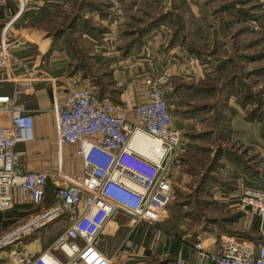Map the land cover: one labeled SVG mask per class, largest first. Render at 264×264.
<instances>
[{"label": "built area", "instance_id": "1", "mask_svg": "<svg viewBox=\"0 0 264 264\" xmlns=\"http://www.w3.org/2000/svg\"><path fill=\"white\" fill-rule=\"evenodd\" d=\"M28 4L31 0H19ZM41 3H46L47 1ZM17 43L0 41V68L17 66L26 72L33 63L15 52ZM168 76L150 70L143 78L147 92L130 115L116 102L93 96L88 84L73 80L62 100L55 105L59 144L51 170L22 171L18 142L34 139L32 113L14 94L0 93V210L14 205L13 189L23 201L38 204L45 196L48 180L55 183L51 206L21 225L31 228L67 212L69 222L57 237L39 252L19 250L13 264H112L114 254L127 247L134 254L138 240L129 233L141 226L142 234L154 240L172 238L156 223L163 220L173 198L174 177L182 156V131L174 125V113L167 100ZM135 133L159 140L160 154L150 157L131 140ZM73 144L81 159L74 174L63 172L61 145ZM247 217L257 218V239H239L221 234L205 243L198 238L191 244V264H264V185L244 186L236 202ZM121 212L128 216V233L112 254L99 247L100 234L108 220ZM29 229V230H30ZM2 235L0 238H2ZM176 264H187L178 254Z\"/></svg>", "mask_w": 264, "mask_h": 264}, {"label": "rangeland", "instance_id": "2", "mask_svg": "<svg viewBox=\"0 0 264 264\" xmlns=\"http://www.w3.org/2000/svg\"><path fill=\"white\" fill-rule=\"evenodd\" d=\"M169 1V11L174 14L169 32L182 24L184 36L179 37L187 39L193 67L184 68L179 77L168 76L166 83L174 125L182 131L183 151L174 177L173 198L166 216L156 224L173 233L172 238L162 239L179 236L190 243L221 234L241 240L252 239L249 235L258 237L257 227L248 224L249 217L236 202L242 188L250 186L246 182H264V0H194L191 5L185 3L187 0ZM67 2L63 9H37L25 16L31 18L32 26L65 27L78 14L76 5L83 0ZM157 2L160 9L167 5V1ZM142 3L134 12L144 18L153 15L156 10ZM184 3L181 9H172ZM72 34L67 32L65 46L70 44ZM120 107L125 113L131 112L125 104ZM254 115L258 117L248 118ZM213 162L216 167H210ZM202 178L208 179L206 185H199ZM64 214L41 224L44 234L34 227L11 237L0 250V258L13 264L11 250L34 252L41 236L45 245L50 244L66 224ZM114 217L111 221L118 222L115 236L100 235L98 241L100 248L112 252L129 229L127 215L118 212ZM22 223L0 227V237ZM162 239L153 240L146 254L137 255L136 250L123 263L114 259L112 264H176Z\"/></svg>", "mask_w": 264, "mask_h": 264}, {"label": "crops", "instance_id": "3", "mask_svg": "<svg viewBox=\"0 0 264 264\" xmlns=\"http://www.w3.org/2000/svg\"><path fill=\"white\" fill-rule=\"evenodd\" d=\"M45 1L47 2L41 3L42 0H31L24 5L19 0H0V41L17 43L15 52L34 65L30 72L13 65L9 68H0V93L14 94L17 101L33 116L34 139L18 142L15 147L21 152L22 171L54 168L53 160L57 158L59 150L54 109L73 80H77L81 85H90L94 97L108 98L116 102L121 110L120 104H125L127 110H131L125 114L130 115L135 104L145 99L147 89L143 84V78L150 70L159 74L165 73L172 78L181 76L184 68L193 67L187 53L191 50L187 49V39L181 40L179 37L169 45L173 31L170 33L168 26L173 19L144 29L145 24L153 16L170 10L169 0H161L164 3L167 1V5L161 9L157 0H83V3L76 5L75 10L80 15L73 26H67L69 22L65 27L61 24L51 29L32 26V21L28 20L31 18L25 16L26 13L43 9L44 6L41 5H47L45 9L52 10L57 7L63 9L68 4L67 0ZM193 1L187 0L185 3L191 5ZM142 2L150 6L151 10H156L148 18L134 12L140 8ZM185 3L172 9H181ZM173 17L174 14L171 13L169 18ZM219 17L222 19V16ZM60 28L62 31L54 39L55 32ZM68 31H72L73 34L70 44L65 46L63 42ZM132 40L134 41L131 42ZM7 121L8 114L0 115V124ZM60 154L64 173L71 175L80 169L81 159L74 153L73 144L63 143ZM48 182L55 187L53 181ZM249 183L252 181L246 182ZM13 200L14 205L11 208L0 210V227L22 223L48 210L52 194L47 190L42 202L35 204L23 201L18 189L14 188ZM64 216L67 224L70 221L68 213ZM47 217L44 216L42 219ZM108 222L100 235L112 238L117 232L118 222L114 219ZM257 222V218L252 217L248 224L257 227ZM30 224L18 226L13 230L18 228L26 232L31 228ZM42 230L36 232L44 234L45 229L43 233ZM129 235L130 239L138 240L137 255H144L149 251L148 247L154 240L151 233L144 235L138 227ZM37 237L40 238L39 235ZM41 238L40 245L34 248L35 253L49 245L44 244V237ZM212 238L214 237H207L205 241L209 239L207 241L209 242ZM162 241L170 254L174 256L181 254L187 264H191L192 243L179 236ZM102 249L112 254L111 251L103 247ZM132 255L123 249L114 254L113 258L115 261L121 259L120 263H123L125 258ZM10 263L5 257L0 258V264Z\"/></svg>", "mask_w": 264, "mask_h": 264}, {"label": "trees", "instance_id": "4", "mask_svg": "<svg viewBox=\"0 0 264 264\" xmlns=\"http://www.w3.org/2000/svg\"><path fill=\"white\" fill-rule=\"evenodd\" d=\"M41 6H44L43 9H45V7L47 5H41ZM78 14H74L73 17H72V20L69 21L68 25L67 26H73V23L74 21H76V18L77 16L80 15L79 12H77ZM169 16H171V12L170 11H164V12H161L160 14L156 15V16H153V18L148 21L145 26H144V29L147 30L149 29L150 27H153V26H157L159 25L161 22L165 21V20H171L173 18H169ZM182 27V24H178V28H175L170 36V40H169V45L174 43L178 38H179V35L181 34L182 36H184V32H183V29L181 28ZM62 31V28L58 29L56 32H55V35H54V39H56L58 33H60ZM134 40H132L131 42H133ZM191 49V48H190ZM191 51V50H190ZM175 89V88H174ZM258 117V115H254L253 117H248V118H251V119H254ZM220 151V150H219ZM218 151V152H219ZM220 153V152H219ZM230 159H231V156L230 154L228 153L227 155ZM233 160V159H232ZM236 161V160H235ZM210 167H216V164L215 162L212 163V165ZM207 180V181H206ZM206 181V182H205ZM208 182V179H205L202 178L201 179V184L199 185H206V183ZM224 184V183H223ZM249 185L251 186H263L264 185V182L263 183H255V182H252V183H249ZM54 186L52 184H50L48 181L46 182V185H45V193L46 191L48 190L49 191V194H52V198H53V192H54ZM52 203V202H51ZM169 233H172V232H169ZM173 234V233H172ZM57 235V234H56ZM56 235L50 239V241H52ZM248 237H251L252 239H257L259 237H252L251 235H249Z\"/></svg>", "mask_w": 264, "mask_h": 264}, {"label": "bare ground", "instance_id": "5", "mask_svg": "<svg viewBox=\"0 0 264 264\" xmlns=\"http://www.w3.org/2000/svg\"><path fill=\"white\" fill-rule=\"evenodd\" d=\"M131 142L134 145V147H136L138 150L146 153L150 157H154L155 158V157L159 156V154H160V143H159V140H157L155 138L146 136V135L141 134V133H135L134 136L132 137ZM65 213L67 214V212H65ZM59 216H57L55 218H58ZM55 218H52V219H55ZM52 219L49 218V219H45V220L50 221ZM22 226H24V225H22ZM39 226L40 225H38L36 227H39ZM22 232L23 231L21 229L17 228L15 230H12L9 233H6L5 234L6 236H3L2 238H0V250H2L4 248V246H6L11 241V237H14V236L16 237ZM26 250H29V249H26ZM18 251L17 250H11V254H14V253H16Z\"/></svg>", "mask_w": 264, "mask_h": 264}]
</instances>
